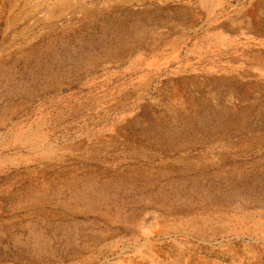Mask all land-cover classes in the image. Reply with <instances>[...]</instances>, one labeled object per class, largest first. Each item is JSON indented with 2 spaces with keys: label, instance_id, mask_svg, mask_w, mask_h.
I'll list each match as a JSON object with an SVG mask.
<instances>
[{
  "label": "rangeland",
  "instance_id": "rangeland-1",
  "mask_svg": "<svg viewBox=\"0 0 264 264\" xmlns=\"http://www.w3.org/2000/svg\"><path fill=\"white\" fill-rule=\"evenodd\" d=\"M0 264H264V0H0Z\"/></svg>",
  "mask_w": 264,
  "mask_h": 264
}]
</instances>
